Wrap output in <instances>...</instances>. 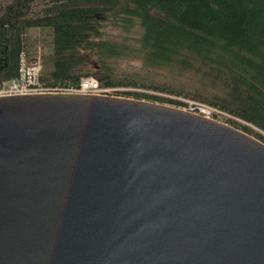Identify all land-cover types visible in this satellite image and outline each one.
Masks as SVG:
<instances>
[{
    "label": "water",
    "instance_id": "1",
    "mask_svg": "<svg viewBox=\"0 0 264 264\" xmlns=\"http://www.w3.org/2000/svg\"><path fill=\"white\" fill-rule=\"evenodd\" d=\"M0 264H264V142L145 99L1 95Z\"/></svg>",
    "mask_w": 264,
    "mask_h": 264
},
{
    "label": "trees",
    "instance_id": "2",
    "mask_svg": "<svg viewBox=\"0 0 264 264\" xmlns=\"http://www.w3.org/2000/svg\"><path fill=\"white\" fill-rule=\"evenodd\" d=\"M31 28L46 30L40 46ZM21 50L39 52L42 85L91 75L105 87L194 98L264 142V0H0V82L17 76Z\"/></svg>",
    "mask_w": 264,
    "mask_h": 264
},
{
    "label": "built area",
    "instance_id": "3",
    "mask_svg": "<svg viewBox=\"0 0 264 264\" xmlns=\"http://www.w3.org/2000/svg\"><path fill=\"white\" fill-rule=\"evenodd\" d=\"M41 69L42 62L39 52L28 56L24 50H21L17 76L0 82V96L41 92H76L122 96L120 91L125 90L123 88L101 86L98 79L91 75L81 77L77 84L45 86L39 80ZM126 97L134 98L133 96ZM183 102L184 104L178 107L211 119L218 121L226 118L236 119L235 116L221 108L200 100L188 99Z\"/></svg>",
    "mask_w": 264,
    "mask_h": 264
},
{
    "label": "rangeland",
    "instance_id": "4",
    "mask_svg": "<svg viewBox=\"0 0 264 264\" xmlns=\"http://www.w3.org/2000/svg\"><path fill=\"white\" fill-rule=\"evenodd\" d=\"M28 33H29V35L33 39L35 38L34 46H40L41 39L44 38V37H46V30L45 29L31 28V29L28 30ZM152 80H153V82H156L157 81L156 78H152ZM117 88H123V89H125V90H121V91H138V92L139 91H143V92L155 93V94H159V95H162V96H166V97H170V98H175V99H178V100H181V101H185V100H188V99H194V98H187V97H184V96L169 95V94L162 93V92L152 91V90H148V89H141V88H136V87H122L121 86V87H117ZM121 91H120V94H121ZM122 96H125V95H122ZM166 104H169V103H166ZM170 105H174V104H170ZM174 106H177L178 107V106H182V105H174ZM229 119H231V118L224 119L225 120V123H227V120H229ZM224 120H222V122H224ZM231 120H236V121H240L242 123L247 124L246 122H244L243 120H241L239 118L231 119ZM248 125H250V124H248ZM250 126L253 127L254 129H256L253 125H250Z\"/></svg>",
    "mask_w": 264,
    "mask_h": 264
}]
</instances>
